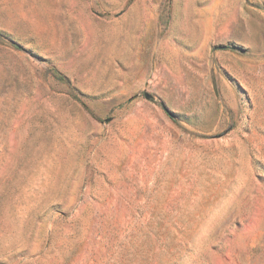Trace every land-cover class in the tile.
Masks as SVG:
<instances>
[{
    "label": "rangeland",
    "instance_id": "rangeland-1",
    "mask_svg": "<svg viewBox=\"0 0 264 264\" xmlns=\"http://www.w3.org/2000/svg\"><path fill=\"white\" fill-rule=\"evenodd\" d=\"M0 264H264V0H0Z\"/></svg>",
    "mask_w": 264,
    "mask_h": 264
},
{
    "label": "water",
    "instance_id": "water-1",
    "mask_svg": "<svg viewBox=\"0 0 264 264\" xmlns=\"http://www.w3.org/2000/svg\"><path fill=\"white\" fill-rule=\"evenodd\" d=\"M151 96L148 94H145V98H150Z\"/></svg>",
    "mask_w": 264,
    "mask_h": 264
}]
</instances>
